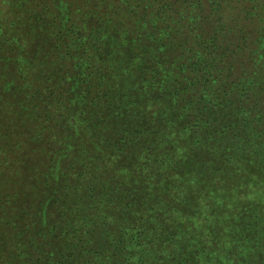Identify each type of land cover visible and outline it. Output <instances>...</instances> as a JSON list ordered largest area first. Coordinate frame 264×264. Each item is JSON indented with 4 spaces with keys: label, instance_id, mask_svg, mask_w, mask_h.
I'll return each instance as SVG.
<instances>
[{
    "label": "trees",
    "instance_id": "16d2710c",
    "mask_svg": "<svg viewBox=\"0 0 264 264\" xmlns=\"http://www.w3.org/2000/svg\"><path fill=\"white\" fill-rule=\"evenodd\" d=\"M0 264H264V0H0Z\"/></svg>",
    "mask_w": 264,
    "mask_h": 264
}]
</instances>
